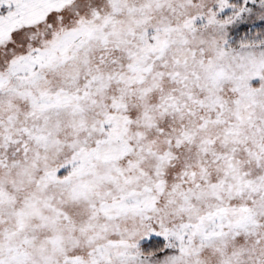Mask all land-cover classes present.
Listing matches in <instances>:
<instances>
[{"label":"snow or ice","instance_id":"snow-or-ice-1","mask_svg":"<svg viewBox=\"0 0 264 264\" xmlns=\"http://www.w3.org/2000/svg\"><path fill=\"white\" fill-rule=\"evenodd\" d=\"M0 264H264V0H0Z\"/></svg>","mask_w":264,"mask_h":264}]
</instances>
